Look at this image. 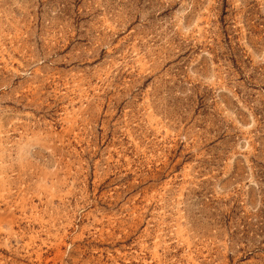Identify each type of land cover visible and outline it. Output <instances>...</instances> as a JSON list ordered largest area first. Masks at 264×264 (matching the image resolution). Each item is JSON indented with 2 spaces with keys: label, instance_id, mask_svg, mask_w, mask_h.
<instances>
[{
  "label": "rangeland",
  "instance_id": "rangeland-1",
  "mask_svg": "<svg viewBox=\"0 0 264 264\" xmlns=\"http://www.w3.org/2000/svg\"><path fill=\"white\" fill-rule=\"evenodd\" d=\"M0 264H264V0H0Z\"/></svg>",
  "mask_w": 264,
  "mask_h": 264
}]
</instances>
